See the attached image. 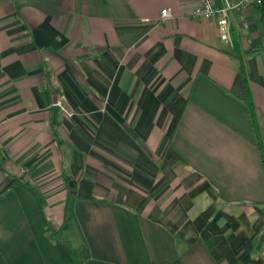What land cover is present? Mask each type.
Returning a JSON list of instances; mask_svg holds the SVG:
<instances>
[{
  "label": "crops",
  "instance_id": "1",
  "mask_svg": "<svg viewBox=\"0 0 264 264\" xmlns=\"http://www.w3.org/2000/svg\"><path fill=\"white\" fill-rule=\"evenodd\" d=\"M197 4L0 0V264H264V3Z\"/></svg>",
  "mask_w": 264,
  "mask_h": 264
},
{
  "label": "built area",
  "instance_id": "2",
  "mask_svg": "<svg viewBox=\"0 0 264 264\" xmlns=\"http://www.w3.org/2000/svg\"><path fill=\"white\" fill-rule=\"evenodd\" d=\"M262 3H264V0H222L219 5L216 0H198V4L192 12V17L194 19L216 20L221 39L225 44L233 47V17L238 13L240 17V24L246 27L248 25V21L243 13L245 7ZM171 16L172 14L170 9L162 10L163 19Z\"/></svg>",
  "mask_w": 264,
  "mask_h": 264
},
{
  "label": "trees",
  "instance_id": "3",
  "mask_svg": "<svg viewBox=\"0 0 264 264\" xmlns=\"http://www.w3.org/2000/svg\"><path fill=\"white\" fill-rule=\"evenodd\" d=\"M216 1L220 5L222 0H216ZM236 51H237V53H236L237 54V57L241 61V64H240V73H241V76H242V79H243V82H244V86H245L246 101H247L248 106H249L250 111H251V115H252L253 123L255 125V129H256V132H257L258 140L260 141L259 132H258V123H257V118H256V108H255L254 102L252 100L251 92H250V86H249V82H248L247 72H246V69H245L244 59H243V56L241 55L238 47L236 48ZM259 147L262 150V145L260 143H259ZM261 153L264 156V151L263 150L261 151ZM211 208L212 207L209 208V211H211ZM77 264H79V263H77Z\"/></svg>",
  "mask_w": 264,
  "mask_h": 264
}]
</instances>
